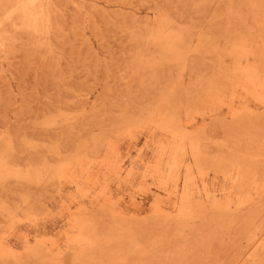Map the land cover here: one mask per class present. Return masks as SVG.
Returning a JSON list of instances; mask_svg holds the SVG:
<instances>
[{
    "label": "rangeland",
    "instance_id": "374dc122",
    "mask_svg": "<svg viewBox=\"0 0 264 264\" xmlns=\"http://www.w3.org/2000/svg\"><path fill=\"white\" fill-rule=\"evenodd\" d=\"M0 264H264V0H0Z\"/></svg>",
    "mask_w": 264,
    "mask_h": 264
}]
</instances>
